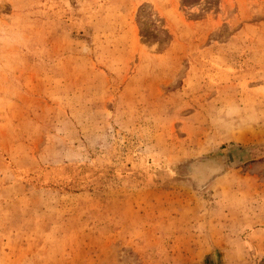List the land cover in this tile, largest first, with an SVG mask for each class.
Masks as SVG:
<instances>
[{"label": "rangeland", "instance_id": "1", "mask_svg": "<svg viewBox=\"0 0 264 264\" xmlns=\"http://www.w3.org/2000/svg\"><path fill=\"white\" fill-rule=\"evenodd\" d=\"M0 264H264V0H0Z\"/></svg>", "mask_w": 264, "mask_h": 264}]
</instances>
